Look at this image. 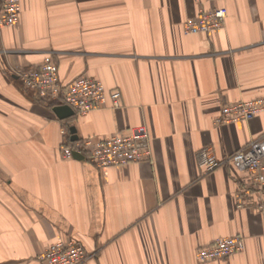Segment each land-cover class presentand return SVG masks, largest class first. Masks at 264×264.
Here are the masks:
<instances>
[{"label": "crops", "instance_id": "1", "mask_svg": "<svg viewBox=\"0 0 264 264\" xmlns=\"http://www.w3.org/2000/svg\"><path fill=\"white\" fill-rule=\"evenodd\" d=\"M0 32V264H44L57 241L81 264H264V189L218 158L264 136V112L217 125L222 107L264 98V0H20ZM224 6L222 29L185 34L201 8ZM51 56L63 85L86 76L119 107L60 118L61 101L26 89L18 73ZM146 127L148 161L95 167L62 148ZM74 129L76 139L69 129ZM63 131V133H62ZM238 203L241 207H238ZM239 235L243 250L200 263L198 249Z\"/></svg>", "mask_w": 264, "mask_h": 264}, {"label": "built area", "instance_id": "2", "mask_svg": "<svg viewBox=\"0 0 264 264\" xmlns=\"http://www.w3.org/2000/svg\"><path fill=\"white\" fill-rule=\"evenodd\" d=\"M20 11V0H0V32L17 24ZM226 16L224 6L201 8L194 17L183 22V32L188 35L206 34L222 29ZM18 78L24 88L35 91L42 98L61 101L79 116L91 111L119 107L120 93H107L104 85L96 79L81 76L70 84L63 85L58 77L57 66L49 55L43 57L37 70L20 72ZM261 112H264V98L240 101L222 107L215 123L223 125L246 122ZM83 151L88 160L99 169L140 163L151 158L150 139L144 125L131 128L128 134H115L97 140H77L70 147L62 148V157L72 158L73 152ZM225 164L249 173L251 185L263 190L264 136L222 159H218L208 148L197 153V166L203 174L211 173ZM238 207H241L240 203ZM243 248V239L239 235L222 237L198 249L195 259L200 263L222 260L240 253ZM86 259L83 247L73 240L57 241L38 256V260L44 264H81Z\"/></svg>", "mask_w": 264, "mask_h": 264}, {"label": "water", "instance_id": "3", "mask_svg": "<svg viewBox=\"0 0 264 264\" xmlns=\"http://www.w3.org/2000/svg\"><path fill=\"white\" fill-rule=\"evenodd\" d=\"M72 109L67 106V105H64V106H58V107H55L54 108V112L58 115V117L60 118H64V117H67L68 115H72ZM70 133L73 135V137L71 138L72 141H74L76 139L75 135H74V129L73 128H70L69 129ZM73 157L75 158H83V155L79 152H73Z\"/></svg>", "mask_w": 264, "mask_h": 264}]
</instances>
